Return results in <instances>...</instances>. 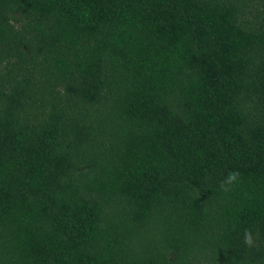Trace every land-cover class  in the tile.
<instances>
[{
    "label": "trees",
    "instance_id": "trees-1",
    "mask_svg": "<svg viewBox=\"0 0 264 264\" xmlns=\"http://www.w3.org/2000/svg\"><path fill=\"white\" fill-rule=\"evenodd\" d=\"M0 264H264V0H0Z\"/></svg>",
    "mask_w": 264,
    "mask_h": 264
}]
</instances>
